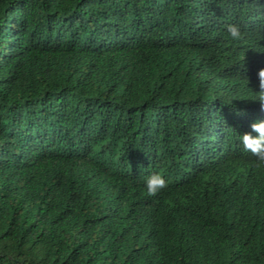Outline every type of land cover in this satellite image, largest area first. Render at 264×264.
I'll list each match as a JSON object with an SVG mask.
<instances>
[{"label": "trees", "instance_id": "obj_1", "mask_svg": "<svg viewBox=\"0 0 264 264\" xmlns=\"http://www.w3.org/2000/svg\"><path fill=\"white\" fill-rule=\"evenodd\" d=\"M262 67L264 0H0V264H264Z\"/></svg>", "mask_w": 264, "mask_h": 264}, {"label": "clouds", "instance_id": "obj_2", "mask_svg": "<svg viewBox=\"0 0 264 264\" xmlns=\"http://www.w3.org/2000/svg\"><path fill=\"white\" fill-rule=\"evenodd\" d=\"M228 35L233 41H241L246 38L238 25H227ZM258 78V91L253 92V95L249 98L254 102L259 103L261 111H264V67L257 70ZM247 85V78L245 77ZM252 132L256 135H252V132H244L240 134V142L245 152L251 153L255 159L252 161L253 166L256 169L264 170V120H256L250 124ZM144 187L146 194L149 196H156L160 191L167 187V181L160 173H152L144 181Z\"/></svg>", "mask_w": 264, "mask_h": 264}]
</instances>
